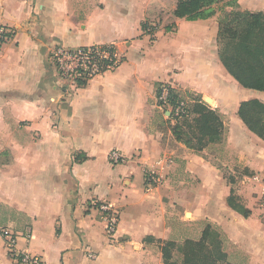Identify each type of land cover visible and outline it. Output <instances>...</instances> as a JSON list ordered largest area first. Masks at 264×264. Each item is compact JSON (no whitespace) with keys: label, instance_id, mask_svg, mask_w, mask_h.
I'll return each instance as SVG.
<instances>
[{"label":"crops","instance_id":"1","mask_svg":"<svg viewBox=\"0 0 264 264\" xmlns=\"http://www.w3.org/2000/svg\"><path fill=\"white\" fill-rule=\"evenodd\" d=\"M236 5L264 14V0ZM175 7L176 0H0V26L15 31L0 52V206L16 215L0 218V264H14L2 230L40 264H166L169 220L181 213L215 227L246 264H264V141L237 115L243 102L264 105V92L241 87L219 59L218 18L233 8L187 21L174 17ZM148 25L157 26L153 36ZM56 44L114 45L122 62L68 94L46 57ZM159 84L188 107L197 98L214 110L221 143L195 151L177 142V122L158 106ZM220 147L229 172L235 159L245 171L235 196L246 218L227 205L231 188L211 154ZM112 150L118 164L109 162ZM145 172L160 180L150 190ZM100 204L117 213L112 239Z\"/></svg>","mask_w":264,"mask_h":264},{"label":"trees","instance_id":"2","mask_svg":"<svg viewBox=\"0 0 264 264\" xmlns=\"http://www.w3.org/2000/svg\"><path fill=\"white\" fill-rule=\"evenodd\" d=\"M217 3L218 0H176L173 15L177 19L187 21L206 20L215 15ZM225 7H231L235 12L227 13L225 18L218 22L219 59L227 73L241 87L264 92V14L238 10L236 0H227L223 3V9ZM108 66L111 67L112 63L103 62L100 73L108 71ZM86 83L78 82V87ZM162 88L167 91L165 102L161 100ZM62 89L64 90L63 86ZM156 97L163 113L169 111V119L177 122L172 128L177 142L195 151H201L211 143H221L224 134L221 117L203 102L194 98L193 104L189 107L185 105L178 118L174 114L175 108L181 102L184 103V96L180 92L169 85L159 84L156 86ZM237 115L251 133L264 141L263 104L256 100L243 102ZM78 159L75 157V161ZM81 159H84V156ZM226 202L243 217L249 215V211L235 196L233 189H230ZM0 209L9 210L2 206ZM174 247V242L167 241L161 249L166 264L172 261ZM178 249L182 256L181 264H229L221 234L210 225L205 226L199 239H184Z\"/></svg>","mask_w":264,"mask_h":264},{"label":"built area","instance_id":"3","mask_svg":"<svg viewBox=\"0 0 264 264\" xmlns=\"http://www.w3.org/2000/svg\"><path fill=\"white\" fill-rule=\"evenodd\" d=\"M157 26L148 25L146 27L147 34L153 36ZM15 31L8 26H0V52L3 46L13 40ZM47 61L53 67L55 75L64 87V91L68 94L75 92L78 87V82H87L95 76L102 73L101 68L103 62L108 61L112 66H108L109 70L116 68L121 62L122 58L119 56V51L116 46H93L79 50H69L54 45L48 49ZM108 70V71H109ZM166 89L162 88L161 100H166ZM185 104L181 102L174 111L176 117L183 113ZM109 162L111 164H118L121 162V156L117 150H112L109 153ZM160 180L154 173L145 172V186L147 190L157 186ZM261 204L264 206V183L261 192ZM97 209L103 214L106 222V235L108 239H112L117 223V213L110 205L100 204ZM1 236L5 242V247L9 257L14 264H40L35 258H31L26 254L19 253L16 250V238L8 230H2ZM28 236H26L27 238ZM89 259H93V254H87Z\"/></svg>","mask_w":264,"mask_h":264},{"label":"rangeland","instance_id":"4","mask_svg":"<svg viewBox=\"0 0 264 264\" xmlns=\"http://www.w3.org/2000/svg\"><path fill=\"white\" fill-rule=\"evenodd\" d=\"M226 1L227 0H218V3L214 9L215 13L221 12L223 10V3H225ZM231 12H235V9H233L229 13ZM226 14L227 13H222V15H220V17L218 18V21L224 19ZM119 56L122 58L120 52H119ZM190 124L192 125V123ZM220 148L221 149H219V151L216 152L213 151L211 152V154L217 155L219 162H217L216 165L218 166V169L220 170L222 177L225 179L226 185L231 189H233L234 193H236L237 187L240 186V184L243 182L241 179L242 178L241 175H244L245 171L242 169L241 164L238 163L236 159L234 162H231L232 160L228 159V162H231L232 166L235 167L234 173L229 172L224 167V165L226 164L224 149H222L223 147ZM3 214H5V217L7 218L6 220L12 219L13 216H16L13 213H11L9 210L7 211L5 209H0V218L4 216ZM18 219L21 220L20 217H18ZM207 225L210 224L207 223L206 221H192L190 219L189 213H187L185 216H183V214L181 213L180 215H172L170 217L169 226H171V229L173 231L172 239L176 241V242L172 241L176 244V247H174V249L172 250V261L170 264H181L182 256L178 247L182 244L184 239H193V240L199 239L202 230ZM212 228L215 229V227L213 226ZM219 234H221V237L223 239V248H225L226 251L228 250L229 253L227 262L229 264H246L247 259L239 251L235 250L231 245H229V243L225 239V236L221 232H219Z\"/></svg>","mask_w":264,"mask_h":264}]
</instances>
